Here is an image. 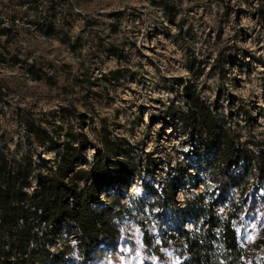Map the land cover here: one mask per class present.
I'll return each instance as SVG.
<instances>
[{
  "label": "rangeland",
  "instance_id": "rangeland-1",
  "mask_svg": "<svg viewBox=\"0 0 264 264\" xmlns=\"http://www.w3.org/2000/svg\"><path fill=\"white\" fill-rule=\"evenodd\" d=\"M185 81L235 141L264 146V0H0V153L9 167L29 170L24 190L54 169L70 134L88 137L90 164L97 155L114 173L133 169L128 183L99 199L105 203L108 193L122 204L115 243L82 260L78 240L64 233L50 250L65 246L68 264H179L178 248L166 241L172 228L144 184L162 191L194 161L193 139L164 113L185 109ZM187 171L176 182L173 210L195 197L196 207L212 203L225 212L239 197L232 187L219 198L210 172ZM245 186V194L264 195L254 176ZM182 226L193 227L190 219ZM237 228L246 259L264 264V202L242 214Z\"/></svg>",
  "mask_w": 264,
  "mask_h": 264
},
{
  "label": "trees",
  "instance_id": "trees-1",
  "mask_svg": "<svg viewBox=\"0 0 264 264\" xmlns=\"http://www.w3.org/2000/svg\"><path fill=\"white\" fill-rule=\"evenodd\" d=\"M182 96L185 109L171 105L164 113L169 124L176 126L172 121L176 118L179 127L193 139L194 161L169 179L162 191L145 183V195L160 209L162 223L172 228L166 241L178 248L179 264H255L246 259L237 224L242 214L264 202V195L244 193L251 176L255 177V188L264 187V146L253 143L255 147H248L235 141L192 82H184ZM42 134L49 145L58 146L55 137L45 131ZM88 143L83 133L67 135L54 169L39 175L38 186L31 192L24 190L30 186L27 167H9L0 153V264H68L65 246L56 252L50 250L51 246L57 247L64 233L76 237L82 260L90 259L99 244L105 247L115 243L119 236L115 220L122 204L119 197L108 193L105 203L99 199L108 188L128 183L133 169L122 167L114 173L107 167L109 161L102 162L97 155L90 164L85 154ZM144 155L145 162L156 165L155 157ZM82 165L89 166L85 169ZM189 167L211 173L221 188L217 197L227 199L232 187L240 190L239 197L230 198L231 205L225 212H217L212 203L196 207L195 197L173 210L170 203L175 201L176 182L184 174L190 175ZM223 167L232 169L227 175L221 174ZM93 203L98 205L92 207ZM200 216H204L206 225L198 227ZM188 219L193 225L191 230L182 226Z\"/></svg>",
  "mask_w": 264,
  "mask_h": 264
}]
</instances>
